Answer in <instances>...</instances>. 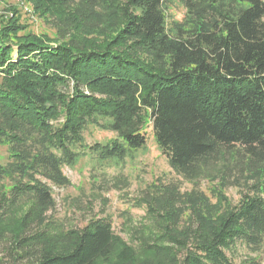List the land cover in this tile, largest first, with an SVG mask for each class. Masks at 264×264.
<instances>
[{
    "label": "trees",
    "instance_id": "16d2710c",
    "mask_svg": "<svg viewBox=\"0 0 264 264\" xmlns=\"http://www.w3.org/2000/svg\"><path fill=\"white\" fill-rule=\"evenodd\" d=\"M28 1L57 34L0 18V264H234L238 245L264 255V0ZM89 127L116 139L87 145ZM146 127L190 191L146 189L148 223L130 244L107 218L51 220L64 167L132 158ZM215 165L212 203L196 181ZM228 187L244 188L238 204Z\"/></svg>",
    "mask_w": 264,
    "mask_h": 264
},
{
    "label": "rangeland",
    "instance_id": "374dc122",
    "mask_svg": "<svg viewBox=\"0 0 264 264\" xmlns=\"http://www.w3.org/2000/svg\"><path fill=\"white\" fill-rule=\"evenodd\" d=\"M184 9L174 4L168 16L172 20L181 21ZM19 19L18 23L24 28L21 34L32 33L56 37L57 32L51 28V19L42 17L34 10L28 0H0V18ZM145 149L138 151L132 158H127L119 164L110 167H99L89 158H83L73 167H64L63 175L69 184L65 187L51 186L55 202L54 209L48 213L51 220L65 229H79L94 218L110 219L113 231L126 243H131V234L139 224H147L145 209L140 207L142 193L153 186L176 182L181 191H190L194 185L177 174L168 164L167 158L159 151L150 127H146ZM85 143H107L116 139L112 132L101 131L89 127L84 133ZM7 149L0 146V162L7 161ZM218 166L207 167L196 181V187L216 203L213 190L218 184L215 178ZM244 188L228 187L223 195L232 205L238 204ZM28 205L21 207L26 210ZM20 214V213H19ZM234 264H245L247 259L264 258L263 254L252 253L249 249L236 246L226 252Z\"/></svg>",
    "mask_w": 264,
    "mask_h": 264
}]
</instances>
